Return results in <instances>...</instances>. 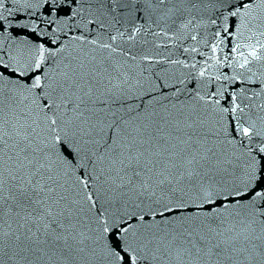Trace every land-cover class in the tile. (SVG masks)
Segmentation results:
<instances>
[{"label": "snow or ice", "instance_id": "snow-or-ice-1", "mask_svg": "<svg viewBox=\"0 0 264 264\" xmlns=\"http://www.w3.org/2000/svg\"><path fill=\"white\" fill-rule=\"evenodd\" d=\"M0 264H264V0H0Z\"/></svg>", "mask_w": 264, "mask_h": 264}]
</instances>
